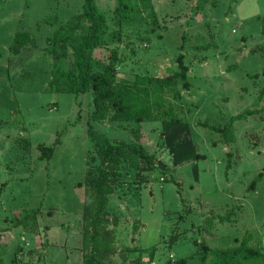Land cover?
<instances>
[{
	"label": "rangeland",
	"instance_id": "obj_1",
	"mask_svg": "<svg viewBox=\"0 0 264 264\" xmlns=\"http://www.w3.org/2000/svg\"><path fill=\"white\" fill-rule=\"evenodd\" d=\"M152 2L157 25L149 19L122 31L119 78L171 75L184 54L193 87L180 89L181 102L168 96L167 107L173 104L190 124L197 153L205 158L175 167L162 124H143L142 143L155 155V169L123 170L124 182L108 204L111 216L123 222L117 252L105 262L175 264L188 259V264H200L197 242L223 250L249 234L253 244L264 248V177L255 190L249 189L264 173V0H210L200 12L196 0ZM83 5L84 0H0L3 264H82L87 162L94 149L89 130L114 141L135 139L132 124L93 121L91 92L50 89L53 59L46 52L48 40L56 28L80 14ZM98 5L111 28L118 30V0H98ZM19 32H29L36 46L16 55L11 47ZM110 48L97 50L95 57L106 61ZM251 111L259 113L235 121L228 139L214 130ZM40 145L55 149L52 159L41 158ZM33 210H40L38 225L16 227L24 213ZM226 215L231 221L222 223ZM138 220L143 226L134 231ZM174 235L179 238L171 244ZM128 247L138 251L127 252Z\"/></svg>",
	"mask_w": 264,
	"mask_h": 264
},
{
	"label": "trees",
	"instance_id": "obj_2",
	"mask_svg": "<svg viewBox=\"0 0 264 264\" xmlns=\"http://www.w3.org/2000/svg\"><path fill=\"white\" fill-rule=\"evenodd\" d=\"M209 1L196 0L195 10L203 11ZM115 19L118 30L111 28L98 0H84L82 12L56 28L46 48V52L53 59L49 83L52 91L76 95L91 92L95 107L93 121L134 125L130 130L135 138L132 142L114 141L92 128L89 130L94 149L89 152L87 162L88 192L83 213L82 264H109L105 259L117 252V231L123 219L116 215L111 216L108 204L109 197L124 182L123 170L129 168L142 173L155 169L156 157L142 143L143 124H162V137L175 167L205 158L197 153L191 138L190 124L176 113L173 104L170 103L167 107L168 96L173 95L175 100L181 102L183 94L180 89L190 91L193 87L189 77L190 66L187 65L184 54L177 58V69L171 75L119 78V66L123 63L119 48L122 31L126 25L148 22L149 19L153 26L158 24V14L152 0H118ZM28 46H36V40L29 32H19L15 36L11 51L18 55ZM104 48L111 49L106 61L95 57L96 51ZM184 48L185 45L182 46ZM256 113L259 111L235 116L224 129L214 130L228 139L233 133L235 121ZM56 143L59 144L60 140H56ZM39 149L42 159L53 158V147L40 145ZM194 171L198 180L197 166ZM263 177L264 173H260L249 189L255 190ZM39 213L40 210L26 211L16 227L35 228ZM220 220L225 223L231 221V218L226 215ZM140 226H143L141 221H135L134 231ZM178 238L179 236L174 235L170 243H175ZM133 241H136V237ZM253 241V235L249 234L242 240L236 239L234 246L223 250L197 242L200 246V264H264V248L253 244ZM125 249L127 252L138 251L136 247ZM132 263L141 262L138 259ZM0 264H3L1 257ZM175 264H188V259H182Z\"/></svg>",
	"mask_w": 264,
	"mask_h": 264
}]
</instances>
